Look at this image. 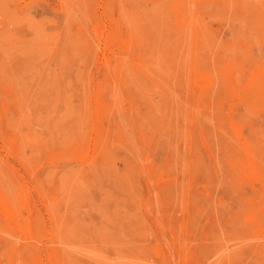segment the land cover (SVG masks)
<instances>
[{
    "label": "rangeland",
    "instance_id": "obj_1",
    "mask_svg": "<svg viewBox=\"0 0 264 264\" xmlns=\"http://www.w3.org/2000/svg\"><path fill=\"white\" fill-rule=\"evenodd\" d=\"M263 72L264 0H0V264H264Z\"/></svg>",
    "mask_w": 264,
    "mask_h": 264
},
{
    "label": "bare ground",
    "instance_id": "obj_2",
    "mask_svg": "<svg viewBox=\"0 0 264 264\" xmlns=\"http://www.w3.org/2000/svg\"><path fill=\"white\" fill-rule=\"evenodd\" d=\"M182 1V0H181ZM93 32H95V31H93ZM102 33V32H101ZM103 34V33H102ZM105 36V35H104ZM110 41V40H109ZM98 44V43H97ZM118 47V46H117ZM135 49V48H134ZM171 65V64H170ZM256 65V64H255ZM255 65H254V67H255ZM257 66V65H256ZM262 67H263V65H261ZM241 68V67H240ZM258 71H260V70H258ZM264 73V72H263ZM253 74H255V73H253ZM261 74H262V72H261ZM233 76V75H232ZM235 76V75H234ZM263 76V75H262ZM264 77V76H263ZM263 77H262V79H263ZM253 78V77H252ZM255 78V77H254ZM254 80H256V79H254ZM260 80V79H259ZM259 82H261V81H259ZM264 83V82H263ZM246 84V83H245ZM251 84V83H250ZM259 84H261V83H259ZM237 85V84H236ZM252 85H253V80H252ZM263 86H264V84H262ZM261 85V86H262ZM260 87V86H259ZM261 89H263L264 87H260ZM250 89V88H249ZM252 89V88H251ZM259 89V88H258ZM258 89H256V91L258 90ZM260 89V90H261ZM233 90V89H232ZM254 89H252V91H253ZM105 92V91H104ZM249 92V91H248ZM263 92H264V90H263ZM262 92V93H263ZM252 93V92H251ZM250 94V93H249ZM256 94H258V93H256ZM260 94V93H259ZM108 98V97H107ZM247 130V129H246ZM241 132V131H240ZM242 133V132H241ZM245 151V150H244ZM247 151V150H246ZM245 151V152H246ZM249 151V150H248ZM247 154H249V155H251L250 153H252L251 151H249V152H246ZM244 155H245V153H244ZM245 157V156H244ZM246 158V157H245ZM251 158V157H250ZM242 162V161H241ZM255 164H257V163H255ZM244 167V166H243ZM254 167H256V168H258L259 166H254ZM237 169V168H236ZM244 169V168H243ZM260 169V168H259ZM244 171H245V169H244ZM253 171H254V169H253ZM251 173H252V171H251ZM259 173V172H258ZM261 174V173H260ZM256 175V174H255ZM264 174H262L261 176H263ZM258 176H260L259 174H258ZM257 177V176H256ZM262 178L260 177V180H261ZM258 180V179H257ZM264 181V180H263ZM247 186V185H246ZM4 207V206H3ZM194 207V206H193ZM10 209V208H9ZM8 215H9V213H8ZM179 215V214H178ZM254 216V215H253ZM245 219V218H244ZM246 220V219H245ZM7 221V220H6ZM257 241V240H256ZM258 242H259V240H258ZM145 250V249H144ZM37 263V262H36ZM142 263V262H141Z\"/></svg>",
    "mask_w": 264,
    "mask_h": 264
}]
</instances>
